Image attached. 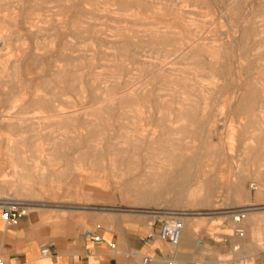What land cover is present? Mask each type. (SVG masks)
<instances>
[{
    "label": "rangeland",
    "instance_id": "obj_1",
    "mask_svg": "<svg viewBox=\"0 0 264 264\" xmlns=\"http://www.w3.org/2000/svg\"><path fill=\"white\" fill-rule=\"evenodd\" d=\"M4 198L58 230L264 224V0H0Z\"/></svg>",
    "mask_w": 264,
    "mask_h": 264
},
{
    "label": "crops",
    "instance_id": "obj_2",
    "mask_svg": "<svg viewBox=\"0 0 264 264\" xmlns=\"http://www.w3.org/2000/svg\"><path fill=\"white\" fill-rule=\"evenodd\" d=\"M1 214L0 206V259L6 264H264V224L257 216L243 221L240 232L234 231L219 244L209 236L200 244L196 236L192 241L189 234L196 231L190 224L180 245L173 248L158 237L162 220L58 230L29 213L18 224L7 226ZM48 242L54 244L52 252L43 256L41 248ZM145 256L152 260L145 263Z\"/></svg>",
    "mask_w": 264,
    "mask_h": 264
},
{
    "label": "built area",
    "instance_id": "obj_3",
    "mask_svg": "<svg viewBox=\"0 0 264 264\" xmlns=\"http://www.w3.org/2000/svg\"><path fill=\"white\" fill-rule=\"evenodd\" d=\"M253 186V184L251 185ZM254 188V187H253ZM0 206L2 208V218L7 226H13L19 223L21 218L29 213L28 207L30 204L26 201L17 200L15 198L0 199ZM179 218L174 214L168 219L161 222L158 237L167 242L171 247L177 248L181 242L182 229ZM240 232V230H238ZM99 240L100 237L96 236ZM53 242L44 244L41 248L43 256H49L52 252ZM152 257L145 256L144 262H150ZM0 264H6L3 259H0Z\"/></svg>",
    "mask_w": 264,
    "mask_h": 264
},
{
    "label": "bare ground",
    "instance_id": "obj_4",
    "mask_svg": "<svg viewBox=\"0 0 264 264\" xmlns=\"http://www.w3.org/2000/svg\"><path fill=\"white\" fill-rule=\"evenodd\" d=\"M15 199H17V198H15ZM17 200H21V201H27V200H23V199H17ZM29 204H30V206L28 207V210H29V212H30V209L31 208H33V207H36V206H33V204L32 203H30L29 201H27ZM43 205H45L44 203L42 204V206ZM253 209H255V207L254 206H251V207H244V209H242L241 210V212H242V215H245V214H247V213H249L251 210H253ZM181 215H182V217H180V218H183L184 219V222H185V224L183 223V219H181V229H182V236H183V232L185 231V229H186V223L189 221L188 220V217L186 216L187 215V213H181ZM185 215V216H184ZM165 217H170V215H167V216H165ZM240 217V216H239ZM182 236H181V239H182Z\"/></svg>",
    "mask_w": 264,
    "mask_h": 264
}]
</instances>
